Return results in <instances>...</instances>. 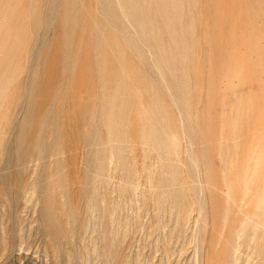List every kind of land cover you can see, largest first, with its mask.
I'll return each instance as SVG.
<instances>
[{
    "label": "rangeland",
    "instance_id": "obj_1",
    "mask_svg": "<svg viewBox=\"0 0 264 264\" xmlns=\"http://www.w3.org/2000/svg\"><path fill=\"white\" fill-rule=\"evenodd\" d=\"M183 2L0 0V264H264V0Z\"/></svg>",
    "mask_w": 264,
    "mask_h": 264
},
{
    "label": "bare ground",
    "instance_id": "obj_2",
    "mask_svg": "<svg viewBox=\"0 0 264 264\" xmlns=\"http://www.w3.org/2000/svg\"><path fill=\"white\" fill-rule=\"evenodd\" d=\"M54 1L55 0H48V3H53ZM116 3L118 5H121V6L122 5H128V8H132L136 4L149 5L147 12L142 13V11H141V13L134 15V17L137 20V23H136L137 25L135 26V30L140 32V34L143 37H146L148 35L155 37L157 35L155 22L154 23L152 22L150 15L153 14L154 18H157V19L159 18L160 20H163L166 27H168V29H173L174 27L178 26L182 21L181 18L184 16L183 8H181V6H179V5H184L183 0L182 1L181 0H116ZM74 4H75V0H74ZM171 5L178 7L176 12H169L168 11V6H171ZM125 17L127 18L128 16L125 14ZM248 191H250V190H248ZM251 193H252V191H251ZM261 202H262V200H261ZM244 203H243V205H244ZM262 203L264 204V202H262ZM245 206H246V204H245ZM250 213L252 214L251 211H250ZM254 217H256V216H254ZM258 219H259V217H258ZM256 225L262 226V225H264V223L256 221ZM238 239H241V238L238 237ZM252 240H253V238H252ZM236 251L238 252L237 249H236ZM236 251H235V253H236Z\"/></svg>",
    "mask_w": 264,
    "mask_h": 264
}]
</instances>
